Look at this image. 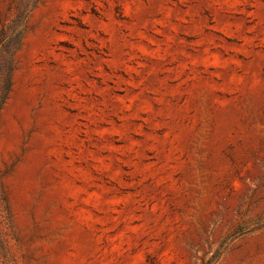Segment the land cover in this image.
<instances>
[{
  "label": "rangeland",
  "instance_id": "1",
  "mask_svg": "<svg viewBox=\"0 0 264 264\" xmlns=\"http://www.w3.org/2000/svg\"><path fill=\"white\" fill-rule=\"evenodd\" d=\"M0 264H264V0H0Z\"/></svg>",
  "mask_w": 264,
  "mask_h": 264
}]
</instances>
